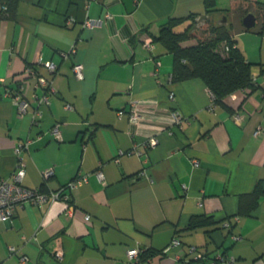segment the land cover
I'll return each instance as SVG.
<instances>
[{
  "label": "crops",
  "instance_id": "obj_1",
  "mask_svg": "<svg viewBox=\"0 0 264 264\" xmlns=\"http://www.w3.org/2000/svg\"><path fill=\"white\" fill-rule=\"evenodd\" d=\"M212 10L205 13V0H19L13 17H0V174L11 178L14 147L26 138L25 186L53 190L88 173L66 201L25 203L0 220V264H264V195L239 211L240 196L264 183V0H214ZM107 12L100 26H83ZM249 12L255 25L247 29ZM190 14L216 24L227 17L256 83L216 102L199 76L172 80V54L142 41L169 17ZM75 63L83 65L81 79ZM27 67L54 89L35 123L34 93L44 88ZM15 89L29 102L22 114L4 95ZM173 110L184 115L180 127ZM56 124L59 137L50 132ZM151 135L158 141L147 147ZM199 216L207 220L189 227ZM173 238L180 244L169 246ZM133 247L137 262L127 259ZM217 253L233 262H216Z\"/></svg>",
  "mask_w": 264,
  "mask_h": 264
},
{
  "label": "trees",
  "instance_id": "obj_2",
  "mask_svg": "<svg viewBox=\"0 0 264 264\" xmlns=\"http://www.w3.org/2000/svg\"><path fill=\"white\" fill-rule=\"evenodd\" d=\"M18 1L0 0V17H13ZM213 7L214 0H205V13L214 11ZM195 17L196 14L169 17L158 34L151 36L153 43L160 42L173 56L172 80L199 76L216 102L222 101L226 95L238 88L252 86V63L235 45L227 26L210 22V31L205 34L195 26ZM186 19L190 20L186 27L182 31H176L175 27ZM187 39H195V42H185ZM262 195L264 183L257 182L250 193L240 196L239 211L247 213L255 208ZM205 220L207 218L194 217L189 227L203 224ZM141 259L139 253V260Z\"/></svg>",
  "mask_w": 264,
  "mask_h": 264
},
{
  "label": "built area",
  "instance_id": "obj_3",
  "mask_svg": "<svg viewBox=\"0 0 264 264\" xmlns=\"http://www.w3.org/2000/svg\"><path fill=\"white\" fill-rule=\"evenodd\" d=\"M111 18L110 13H106L104 18H97V19H91L87 18L83 22L84 27H94V26H100L104 19ZM142 45L146 49H153L154 43L150 36H146L143 41ZM74 51V49H72ZM66 54V53H64ZM159 64V62H157ZM46 68L50 72L56 71V64L52 61H49L46 64ZM73 74L76 78L81 79L83 77V65L81 63H75L72 66ZM25 73L27 75L33 76L36 78V87H43L44 92L41 95H38L34 93V97L36 99L37 105L36 108H34L33 111V122H37V119L41 116V112L38 110V105L41 103H48L50 94L54 91V89L51 86V82L46 79L44 76L38 74L33 68L27 67L25 69ZM253 82H255V78L253 79ZM207 92L209 96L214 99L212 92L207 88ZM2 93H0V98L2 97ZM5 96H10L15 102L18 104V112L19 114H22L25 112L29 106V102L22 98L20 94L19 89H15L13 91L7 90L4 93ZM172 97V93L170 94ZM68 106V105H67ZM172 121L174 124L181 126V123L184 119V115L179 110H173L171 112ZM130 120L132 122H137V120L140 118V114L135 108H132L130 112ZM50 132L55 136L59 137L60 129L59 124L54 125ZM259 133V129L255 131V135ZM31 140L29 138H26V140L18 143L14 147V153H15V167L11 174V178L4 177L0 174V220H11V217L13 216V213L17 206L25 204V203H42L45 201H48L50 203L57 201V200H63L66 201L68 199V190H72L88 181V173L81 174L79 173L76 177L71 179L66 184L60 186L57 189L44 191L41 187H28L23 184V178L25 175V163L22 157V150L27 147L28 143ZM157 138L154 135L149 136L145 140V145L147 147H153L157 144ZM131 152H137L139 151L136 148H133ZM197 162H195L196 164ZM95 175L98 179L103 180V173L100 169H97L94 171ZM44 177L48 179L53 174V169L48 168L44 170L43 172ZM89 215H86L85 218L89 219ZM226 226H228V223H225ZM180 241L176 238H173L169 246H176L179 245ZM196 246L190 245L189 251L193 252L196 251ZM8 251L10 254H16L18 253V248L15 246H8ZM127 259L130 262H137L139 260V249L137 247L129 248L127 250ZM57 258H61L62 251L58 250L56 251ZM27 256L25 254H20L19 260L24 263L27 261ZM225 261V262H233V258L231 257H225L222 253H217L215 255V261Z\"/></svg>",
  "mask_w": 264,
  "mask_h": 264
},
{
  "label": "water",
  "instance_id": "obj_4",
  "mask_svg": "<svg viewBox=\"0 0 264 264\" xmlns=\"http://www.w3.org/2000/svg\"><path fill=\"white\" fill-rule=\"evenodd\" d=\"M227 17L225 15H222L220 19L218 20L217 24L218 25H227L226 23ZM242 24L245 28L249 29L255 25V16L253 13H247L243 18H242Z\"/></svg>",
  "mask_w": 264,
  "mask_h": 264
},
{
  "label": "rangeland",
  "instance_id": "obj_5",
  "mask_svg": "<svg viewBox=\"0 0 264 264\" xmlns=\"http://www.w3.org/2000/svg\"><path fill=\"white\" fill-rule=\"evenodd\" d=\"M208 19V18H207ZM206 18H200L199 20L196 21V26L199 29L200 32H203L205 34H208V32L210 31V22H212L210 19L209 21ZM249 36L254 35L253 33H245Z\"/></svg>",
  "mask_w": 264,
  "mask_h": 264
}]
</instances>
